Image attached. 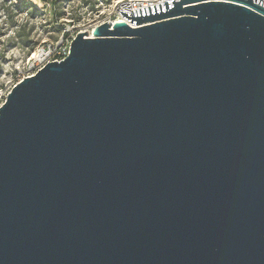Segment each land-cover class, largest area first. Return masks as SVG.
Here are the masks:
<instances>
[{
	"label": "water",
	"instance_id": "1",
	"mask_svg": "<svg viewBox=\"0 0 264 264\" xmlns=\"http://www.w3.org/2000/svg\"><path fill=\"white\" fill-rule=\"evenodd\" d=\"M118 11L0 107V264H264V7Z\"/></svg>",
	"mask_w": 264,
	"mask_h": 264
},
{
	"label": "rangeland",
	"instance_id": "2",
	"mask_svg": "<svg viewBox=\"0 0 264 264\" xmlns=\"http://www.w3.org/2000/svg\"><path fill=\"white\" fill-rule=\"evenodd\" d=\"M0 0V107L15 85L34 75L46 62L57 57L58 46L64 47L71 36L88 32L103 22H114L116 0ZM9 5L10 7H5ZM15 14L27 15L23 23ZM26 12V13H22Z\"/></svg>",
	"mask_w": 264,
	"mask_h": 264
},
{
	"label": "built area",
	"instance_id": "3",
	"mask_svg": "<svg viewBox=\"0 0 264 264\" xmlns=\"http://www.w3.org/2000/svg\"><path fill=\"white\" fill-rule=\"evenodd\" d=\"M170 1H174V0H116L115 6H114L115 7L114 8V16H115L114 23H116L117 21H120V20H122V21L126 20L127 21L126 23H128L132 27H135L130 23V21H128L126 18H124L118 10L125 12V13H128V14H131L132 11L140 10V9H144V8H148V7H152V6L161 5L163 3L170 2ZM246 1H248V0H246ZM262 1H264V0H262ZM253 3L258 5V6L264 7L260 4L255 3L254 0H253ZM104 23L105 22L99 23V24L95 25L94 27H92L87 32L89 34V36L93 37V33H94L95 29ZM106 23L113 24V22H111V21H108ZM76 37L77 36H71L70 39H68L67 44L64 47L58 46L56 49H54V52L57 53V57L51 61L44 63L38 70L42 69L49 62H55V61L61 62V61L65 60L70 55L71 45H72V43Z\"/></svg>",
	"mask_w": 264,
	"mask_h": 264
},
{
	"label": "clouds",
	"instance_id": "4",
	"mask_svg": "<svg viewBox=\"0 0 264 264\" xmlns=\"http://www.w3.org/2000/svg\"><path fill=\"white\" fill-rule=\"evenodd\" d=\"M32 2H33V0H32ZM36 2L38 4V6L44 7V5L39 2V0H36ZM13 3H15V0H13ZM5 7L7 8V7H10V6L6 5ZM12 12H13V14L15 16V20L17 22H19V23H23V22H25V20L28 19L27 15L15 14V9L14 8L12 9ZM0 17H2L3 20H7L8 19V16L4 12H0Z\"/></svg>",
	"mask_w": 264,
	"mask_h": 264
},
{
	"label": "snow or ice",
	"instance_id": "5",
	"mask_svg": "<svg viewBox=\"0 0 264 264\" xmlns=\"http://www.w3.org/2000/svg\"><path fill=\"white\" fill-rule=\"evenodd\" d=\"M39 2H40V0H39ZM15 3H16V4H19V3H20V0H15ZM32 3L37 4L36 0H33ZM37 5H38V4H37ZM21 11H22V13H26V12H23V10H21Z\"/></svg>",
	"mask_w": 264,
	"mask_h": 264
},
{
	"label": "bare ground",
	"instance_id": "6",
	"mask_svg": "<svg viewBox=\"0 0 264 264\" xmlns=\"http://www.w3.org/2000/svg\"><path fill=\"white\" fill-rule=\"evenodd\" d=\"M41 1V0H40ZM122 22H127L126 20H124V21H122V20H120V21H117V23H122ZM114 23V22H113Z\"/></svg>",
	"mask_w": 264,
	"mask_h": 264
}]
</instances>
